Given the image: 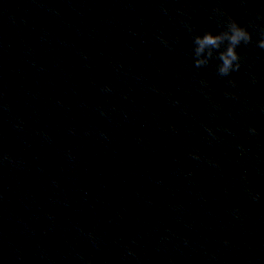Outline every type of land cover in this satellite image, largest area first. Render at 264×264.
Returning a JSON list of instances; mask_svg holds the SVG:
<instances>
[{"label": "clouds", "instance_id": "9594fccd", "mask_svg": "<svg viewBox=\"0 0 264 264\" xmlns=\"http://www.w3.org/2000/svg\"><path fill=\"white\" fill-rule=\"evenodd\" d=\"M251 42L252 36L249 31L230 18L220 32L214 34L206 30L193 37L194 65L197 68L206 66L215 55L220 62L217 65L218 75L229 76L240 68L241 57L237 48L241 44L247 45ZM258 47L264 49V32L261 33Z\"/></svg>", "mask_w": 264, "mask_h": 264}]
</instances>
